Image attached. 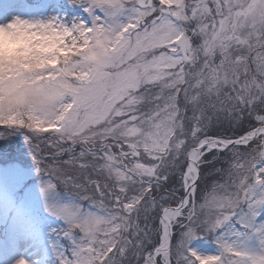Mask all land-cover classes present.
<instances>
[{"label":"snow or ice","instance_id":"6c2138e0","mask_svg":"<svg viewBox=\"0 0 264 264\" xmlns=\"http://www.w3.org/2000/svg\"><path fill=\"white\" fill-rule=\"evenodd\" d=\"M0 264H264V0H0Z\"/></svg>","mask_w":264,"mask_h":264}]
</instances>
